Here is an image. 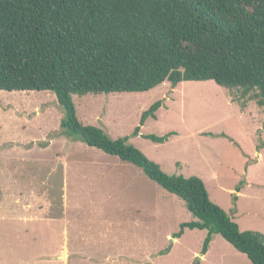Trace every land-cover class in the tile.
<instances>
[{
  "label": "rangeland",
  "instance_id": "1",
  "mask_svg": "<svg viewBox=\"0 0 264 264\" xmlns=\"http://www.w3.org/2000/svg\"><path fill=\"white\" fill-rule=\"evenodd\" d=\"M253 95L205 81L73 100L83 125L128 138L170 176L202 179L241 231L264 234V105ZM158 101L157 119L134 136ZM63 118L51 92L0 90V264H84L75 251L85 244L112 252L116 243L156 260L141 264H252L219 235L202 260L208 231L175 239L196 221L184 201L65 133Z\"/></svg>",
  "mask_w": 264,
  "mask_h": 264
},
{
  "label": "trees",
  "instance_id": "2",
  "mask_svg": "<svg viewBox=\"0 0 264 264\" xmlns=\"http://www.w3.org/2000/svg\"><path fill=\"white\" fill-rule=\"evenodd\" d=\"M205 81L254 93L264 105V0H0V90L55 94L65 133L184 201L196 221L183 223L175 239L206 230L203 256L219 235L264 264V234L241 231L202 179L170 176L128 138L83 125L73 100ZM161 107L158 101L143 113L134 136ZM172 135L145 138L163 144Z\"/></svg>",
  "mask_w": 264,
  "mask_h": 264
},
{
  "label": "crops",
  "instance_id": "3",
  "mask_svg": "<svg viewBox=\"0 0 264 264\" xmlns=\"http://www.w3.org/2000/svg\"><path fill=\"white\" fill-rule=\"evenodd\" d=\"M116 244L117 245H112V247L117 248L112 252H105L103 250H101L100 252H94L95 249H93V245L88 246L85 244V250L75 251V253L79 254V260L81 262H84V264H141L143 261L151 263L154 259H150V257L144 258L140 253L135 254L134 250H127V246H119L118 243ZM74 246L77 247L78 245L75 244ZM205 259L206 256L202 257V260ZM154 262H156L155 259Z\"/></svg>",
  "mask_w": 264,
  "mask_h": 264
},
{
  "label": "water",
  "instance_id": "4",
  "mask_svg": "<svg viewBox=\"0 0 264 264\" xmlns=\"http://www.w3.org/2000/svg\"><path fill=\"white\" fill-rule=\"evenodd\" d=\"M202 259V258H201Z\"/></svg>",
  "mask_w": 264,
  "mask_h": 264
}]
</instances>
